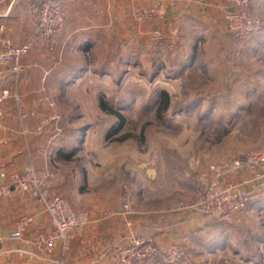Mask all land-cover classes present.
I'll list each match as a JSON object with an SVG mask.
<instances>
[{
    "label": "crops",
    "instance_id": "crops-1",
    "mask_svg": "<svg viewBox=\"0 0 264 264\" xmlns=\"http://www.w3.org/2000/svg\"><path fill=\"white\" fill-rule=\"evenodd\" d=\"M63 2L66 24L60 37L50 45L35 34L37 22L25 0H0V51L3 40L20 45L34 38L31 52L22 60L23 73L14 76L0 65L4 72L0 88H9L20 97L19 101L10 99L0 105V186L9 181L12 173L22 172L28 165L47 169L53 174L49 183L51 195L63 197L80 215L81 222L66 251L59 245L51 253H39L33 245L35 234L52 228L44 206L31 195L12 199L0 196V237L3 238L0 264H115V246L131 233L151 237L161 247L171 244L200 247L203 239L217 236V231L226 230L230 223L190 210L166 212L144 208L145 211L132 217L129 226L126 217L119 214L123 201L117 192L119 188L92 191L97 178H93L92 166L80 162L82 158L79 159L77 152L82 149L69 155L80 139L78 127L71 124L70 129L75 131L64 133L61 117L41 131L38 129L51 111L53 92L78 84L87 74L116 75L125 72L131 64L145 67L154 58L167 64L170 55L152 45L153 29L177 34L179 49L174 56L189 74L204 72L211 80L223 83L217 88L221 92L220 106L247 110L254 93L263 91L262 81L258 80L264 77V69H260L258 61L264 52V30L249 39L242 54L236 57L224 18L225 8L214 1ZM263 6L261 0L259 13ZM137 9H154L156 13L139 21L134 15ZM74 71L76 78L67 84L65 78ZM54 107L57 111L56 103ZM246 177L242 172L231 180L241 181ZM263 182L250 186L254 202L264 200ZM251 214L262 213L250 207L234 222ZM24 216L32 221L23 237L10 239L9 234Z\"/></svg>",
    "mask_w": 264,
    "mask_h": 264
},
{
    "label": "rangeland",
    "instance_id": "rangeland-1",
    "mask_svg": "<svg viewBox=\"0 0 264 264\" xmlns=\"http://www.w3.org/2000/svg\"><path fill=\"white\" fill-rule=\"evenodd\" d=\"M259 14L264 21V6ZM258 63L264 69V52ZM177 68L178 74L170 76L168 69L155 72L150 63L145 67L135 63L116 75L89 73L78 84L69 83L66 90L52 94L64 122L63 132H74L71 124L78 127L80 139L73 153L82 149L77 152L80 162L93 167L97 180L92 191L119 188L121 201L130 192L137 214L144 208L196 212L185 207L199 198V177L211 164L264 148V77L258 80L263 91L254 93L244 110L218 104L221 92L217 88L223 83L204 72L189 74L185 67ZM162 89L170 94L171 103L160 118L156 104ZM100 100L127 119L124 128L110 138L106 135L116 119L100 108ZM126 135V140H116ZM246 174L241 181L250 179ZM261 213L230 223L217 236L203 239L200 247H183L187 264H264V209Z\"/></svg>",
    "mask_w": 264,
    "mask_h": 264
},
{
    "label": "built area",
    "instance_id": "built-area-1",
    "mask_svg": "<svg viewBox=\"0 0 264 264\" xmlns=\"http://www.w3.org/2000/svg\"><path fill=\"white\" fill-rule=\"evenodd\" d=\"M224 6V18L231 35L233 52L239 57L249 39L264 30V21L259 14L261 0H207ZM25 5L37 22L35 34L53 45L60 37L66 24V12L63 0H25ZM156 13L154 9H137L135 18L139 21L148 19ZM150 39L164 53H173L179 42L176 33L153 29ZM0 51V65L6 67L8 73L18 76L25 71L23 58L29 55L34 45L30 37L20 45L3 40ZM4 72L0 70V81ZM10 99L20 97L9 88H0V105ZM51 111L41 121L38 131L50 122H58L61 115L55 111L54 103H50ZM246 172L250 179L231 181L230 177ZM52 173L47 169L28 165L22 172H14L9 181L0 186V196L6 198L36 197L49 215L52 228L35 234L33 245L39 253H51L55 247L61 246L66 251L74 238V231L81 222L79 214L61 196L51 195L50 179ZM264 180V148L249 152L232 160L211 164L207 171L199 177L201 194L185 207L193 209L201 215L217 219L225 224L238 220L248 210L251 198V185ZM134 196L127 192L123 198L119 214L132 224V217L137 214ZM32 218L24 216L16 223V228L9 234L12 240H20L23 232L30 225ZM3 238L0 237V243ZM163 249L156 240L131 233L120 241L114 250L115 264H187L188 255L183 244H173Z\"/></svg>",
    "mask_w": 264,
    "mask_h": 264
},
{
    "label": "trees",
    "instance_id": "trees-1",
    "mask_svg": "<svg viewBox=\"0 0 264 264\" xmlns=\"http://www.w3.org/2000/svg\"><path fill=\"white\" fill-rule=\"evenodd\" d=\"M178 49H179V46H176V49L173 53H168L170 55V58H169V62L167 64L165 62H162L158 58H154L153 60H151L152 71L157 72V70L168 69V72L166 74H168V75L170 74V76L177 75L178 74V73H176V72H178L177 67L181 66L180 64H178L177 58H175ZM78 71L80 72L81 70H78ZM76 74H77V72L74 71L71 75H69L68 77L65 78V82L67 84L72 82V80H74L76 78ZM157 98H158V102L156 104V114L158 117L162 118L168 112V110L170 108L171 97H170V94L166 90L162 89V90L158 91V97ZM99 106L106 114H108L109 116H112L116 119V123H114L112 125L111 130L106 135L107 138H110L111 136L118 134L124 128V126L126 125V122H127L126 116L124 114H122L119 110L115 109L112 105L108 104L107 102H105L103 100H100ZM60 107L62 109L65 108L63 105ZM128 137H129V135H126V136L120 137L116 140L124 141ZM72 154H73V151L69 155L71 156ZM251 198H252V200L250 201L248 208H250V207L257 208V212H260L264 208L263 207V204H264L263 201L264 200H258L256 202H254L252 193H251Z\"/></svg>",
    "mask_w": 264,
    "mask_h": 264
}]
</instances>
